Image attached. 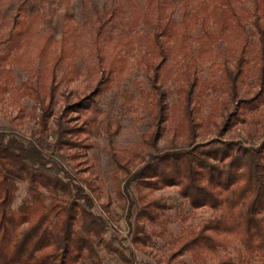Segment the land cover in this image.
<instances>
[{
  "label": "trees",
  "instance_id": "1",
  "mask_svg": "<svg viewBox=\"0 0 264 264\" xmlns=\"http://www.w3.org/2000/svg\"><path fill=\"white\" fill-rule=\"evenodd\" d=\"M27 2L22 0L13 13L3 40L5 48L0 51V66L9 58H18L25 45ZM151 3L158 8L155 0ZM190 4L196 8L193 17L177 23L171 16L163 27L156 24L147 36H136L144 41V57L152 66L149 84L154 127L143 141L152 150L146 155L135 152L134 161H117L123 174L117 185L118 198L130 221L136 249L147 252L155 233L166 238L168 252L150 264H264V131L260 143L253 146L242 139L224 138L245 121L247 113L264 104V0H250L249 6L243 0H183L184 9ZM196 23L203 34L194 51L193 38L185 31ZM68 34L62 38L55 64L39 75L34 90L39 106L38 136L42 138L53 123V151L48 153L43 146L27 144L0 130V264H102L99 246L116 253L122 264H137L132 254L105 239L106 220L94 212L97 190L81 175V159L91 147L84 135L88 128L68 118L70 111L84 112L94 96L108 89L125 68L124 58L111 49L108 68L99 65L92 93L77 101L64 94L66 105L56 110L57 72L65 61V75L75 71ZM221 40L227 42V50L216 49ZM253 45L257 89L242 93ZM170 53L185 63L180 72L169 69ZM208 62L217 67L219 78L198 75L197 67ZM171 76L183 81L181 100L175 107L180 121L172 127L171 146L161 149L159 142L172 115L166 89ZM210 88L219 89L228 101L212 103L218 113H211L209 121L217 127V135L199 141L205 126L202 98L210 95ZM64 156L75 163L74 168L63 163ZM19 182L28 183L29 197L15 210ZM167 187H176L194 211L207 208L210 216L194 226H183L179 235L170 232L171 218L166 212L174 206L166 197L152 195ZM102 209L113 219L110 202L102 204Z\"/></svg>",
  "mask_w": 264,
  "mask_h": 264
},
{
  "label": "rangeland",
  "instance_id": "2",
  "mask_svg": "<svg viewBox=\"0 0 264 264\" xmlns=\"http://www.w3.org/2000/svg\"><path fill=\"white\" fill-rule=\"evenodd\" d=\"M22 0H0V51L5 48L3 42L8 36L13 13ZM28 0L23 19L29 29L26 42L19 51L18 58L12 57L0 66V130L9 132L27 144L36 143L46 152L53 151V123L50 130L41 138L38 136V103L35 99V87L39 75L45 73L56 62L62 49V38L67 35L69 46L74 49L73 73L65 75V61L57 72L59 89L56 110L66 105L65 95L73 101L92 93L100 75V67L108 68V54L111 49L118 51L124 58L125 68L121 75L111 81L107 90L98 93L95 101L84 112L70 111L68 118L87 126L84 134L91 147L86 149L80 167L82 176L90 179L98 193L94 212L106 220L105 239L132 254L137 264L154 263L168 252L166 238L155 233L147 252L136 249L131 242L130 221L125 216L123 204L118 198L117 185L123 174L118 160L134 161V153L146 155L150 150L143 143L150 135L154 123L151 115L150 84L151 62L144 57L146 45L137 39V34L147 36L156 24L165 25L173 16L178 22L195 15L196 8L190 4L183 7V0ZM249 6L250 0H243ZM251 39L255 40L250 24ZM203 34L202 27L196 23L185 31L193 38L194 51L198 49L197 39ZM130 41V42H129ZM218 50H227L225 40L215 45ZM249 56L248 75L241 83V91L253 93L256 84V59L254 45ZM182 64L178 57L170 53L169 69L180 72ZM199 76L209 80L220 77L217 67L211 62L197 67ZM182 80L171 76L166 84L171 118L167 130L159 142L161 149H167L172 143V127L179 124L180 118L175 107L181 100ZM209 96L202 98L201 116L205 126L200 129L199 141L209 140L217 135V127L209 121V115L218 110L213 107L215 100L228 101V97L219 89L210 88ZM218 121L220 116L217 117ZM264 131V104L257 111L245 115V121L225 134L224 138L242 139L247 145H258ZM182 141L179 139L178 144ZM68 168H74L69 157H61ZM77 162V161H76ZM13 208L16 210L29 194L28 183L19 182ZM155 196H164L174 207L166 212L171 218L169 231L179 235L183 226H194L202 218L210 216L207 208L194 211L179 194L176 187H167L152 192ZM110 202L113 219L102 209V204ZM132 221L134 218L132 217ZM158 227V226H156ZM102 264H122L116 253H110L99 246ZM223 255V251L221 252ZM189 260L190 257L186 256Z\"/></svg>",
  "mask_w": 264,
  "mask_h": 264
}]
</instances>
